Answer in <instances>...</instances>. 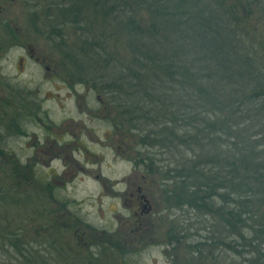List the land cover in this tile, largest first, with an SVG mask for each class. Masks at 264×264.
<instances>
[{"label":"trees","instance_id":"obj_1","mask_svg":"<svg viewBox=\"0 0 264 264\" xmlns=\"http://www.w3.org/2000/svg\"><path fill=\"white\" fill-rule=\"evenodd\" d=\"M41 7L77 78L84 81L74 66L85 58L103 70L94 89L128 114L138 147L172 155L166 168L143 159L163 175L172 206L213 216L217 246L233 250L230 241L239 240L254 256L247 264H264V34H257L264 0H41ZM68 28L77 30L78 50L69 48ZM5 158L15 178L26 170ZM0 242V254L10 255L0 264H47L22 233H0Z\"/></svg>","mask_w":264,"mask_h":264},{"label":"rangeland","instance_id":"obj_2","mask_svg":"<svg viewBox=\"0 0 264 264\" xmlns=\"http://www.w3.org/2000/svg\"><path fill=\"white\" fill-rule=\"evenodd\" d=\"M26 1H8L11 15L19 19L16 26H21L28 54L33 53L31 57L28 55L29 65L21 81L25 80L32 91L38 87V101L56 130L63 127L64 132L79 135V141L91 147L81 151L66 149L64 152L41 153L43 157L50 156L42 161L35 160V154L29 149L24 150L23 144L30 141L28 137L8 139L5 142V147H8L6 152L10 150L21 163L30 157L32 161L26 174L19 173L15 178L11 174V163L5 157H0V233H22L24 239L29 243L31 240L30 245L44 255L47 264H114L111 254H107L104 238L115 234L135 239L130 242L133 249H143L142 243L148 242L144 251L136 252V256L129 258L132 264H170L174 256L179 257V264H242L244 261L247 264L248 260H253L254 256L247 253V248H241L239 240H234L237 245L230 241L233 250L215 244V239H222V235L217 233L221 226L216 218L195 213L190 208L172 206L174 202L166 197L167 187L162 174L155 171L154 175H148L134 168L130 160L137 152L140 158L147 157L146 154L153 156L154 165L158 168H166L168 163H172L173 157L170 152L158 147L139 148V137L135 131L130 134L123 126L122 134L119 135L113 131L110 123L107 125L100 118L109 114L99 109L102 105L96 100V95L100 94L105 105L110 96L104 89L98 88L96 92L83 94L84 84L88 81L86 77L93 79L86 83L93 87L103 85L102 80H105L102 78V69L98 66L88 67L91 62L87 58L84 59L87 63L81 61L82 64L74 66L85 70L79 72L84 74L80 75L85 77L84 81H80L84 84L75 87L84 96L73 95L68 84L74 82L78 73L63 58L57 46L59 40L51 41L54 20L40 18V11L43 10L41 0H37L36 9L32 7L35 3L30 0L27 5ZM33 12L38 15V19L32 18ZM32 19L36 21H30ZM21 24L26 29L25 37ZM257 25L261 31L257 32L258 36L263 35L262 23ZM66 33L69 48L77 49V30L68 28ZM36 56L45 58L52 73L55 68H60L64 83L53 80L44 70L43 64L36 66L33 61ZM16 57L18 53L14 52L13 60ZM89 109L94 111L89 112ZM98 113L99 116L95 117ZM62 123H67V126ZM35 131L40 138L44 136L39 128H35ZM185 155L190 156L188 151ZM178 158L181 160L182 156ZM147 166H150L148 160ZM48 172L50 174L47 176ZM64 172L68 177L66 181L59 177ZM139 194H146L152 205V210L146 214H139L141 209L136 203ZM172 228L185 230L190 238L184 244L193 246L188 249L183 244L178 249H172L171 244H166L165 233ZM244 232L246 236L250 234ZM197 243L201 246L194 245ZM165 250L167 253H164ZM8 251L14 259L16 254L13 248ZM7 255L1 253L0 260L8 261L10 255ZM118 255L115 261L120 259Z\"/></svg>","mask_w":264,"mask_h":264},{"label":"flooded vegetation","instance_id":"obj_3","mask_svg":"<svg viewBox=\"0 0 264 264\" xmlns=\"http://www.w3.org/2000/svg\"><path fill=\"white\" fill-rule=\"evenodd\" d=\"M8 1L9 0H0V142H2V147H0V150H2V155H0V157H17L13 153H11L10 150L9 152H6L8 151V147H5V142L8 139H25V137H28V140L30 141L23 144L24 150L29 149L31 153L35 154V160L45 161L50 157H43L41 153L47 154L52 152H64L63 150L66 149L67 151H81L89 149V147H91L90 145L87 146L88 144H83V142L79 141V135L77 136L75 134H72V132L69 133V131L66 133L64 132L63 127H61L59 131L56 130L54 124H52L51 120L44 113V109L40 101H38L39 99L37 98V96L38 93H40L39 90H37L38 87L35 89V91H32L28 87V83L25 82V80L21 81L22 76L25 73L24 71L28 68L29 65L28 55L31 57L33 53L28 54L29 51L27 50L26 43H24L23 40V34L21 33L20 29L21 26H16V21L18 18L16 19L15 16L11 15V8L8 7ZM29 2L30 0L26 1V4L28 5ZM34 6L35 5H33L32 7L35 8ZM30 21L36 20L32 19ZM21 25L25 37L26 29H24L23 24ZM14 52L18 53V57H16L15 60H13ZM33 59L36 66L39 67L42 64L44 65V70L47 71V74L53 80L61 84L64 83L63 71L60 70V68H55L54 73H52L50 67L46 64V60L44 57L36 56ZM80 81L81 80L76 77L74 82H69L68 86L71 91L74 92L73 95L83 97L89 92H96L94 87L89 84H84ZM79 84H84L86 86L84 88V95H81L78 91L75 90L76 85ZM96 100H98L102 105V107L99 109L101 111H108L109 114L103 115L100 118L106 121L107 125L110 123V127L114 132L121 135V129L124 126L125 131H129L130 134L133 133L131 120L129 119L128 114H126V112H123V110H121L120 108L116 109L111 98H109L106 105L100 94L96 95ZM90 110L91 109H89L88 111H94ZM121 111L124 114L123 116L120 114ZM89 116L94 117L95 115ZM97 116H99V113L96 114L95 117ZM62 124L63 126L65 124L67 126V123ZM35 128H39V130L43 132L44 136L42 138L39 137V135L35 131ZM61 130L63 132H61ZM53 131L55 132V134L53 133ZM53 136L55 139H53ZM67 136L69 137L68 139H66ZM108 136H106L107 139ZM137 155L135 157H132V159L130 160L132 161V163H134V168L141 170L148 175H154V173L151 172V168L147 166V161L143 160L144 158H140V154L138 152ZM139 160H143V163H140ZM31 161L32 157L27 158L26 162L24 163H21L19 158H16L17 166H26V170L24 168L21 169V172L23 174H26V171L30 169ZM49 174L50 173L48 172L46 175L48 176ZM59 177H61L63 181H66L68 178L65 172L62 175H59ZM136 203H138L141 209V212L139 214H146L147 212H150L152 210V205H150V201L146 194H139ZM165 234L167 240L166 244H171L173 246L172 249L180 248V246H182L184 242L188 241L190 238V235L187 234L185 230L181 231L180 229L176 230L174 228L169 229ZM104 239H106L105 248L108 252L107 254H111L114 264H132L133 262H131V259L129 258L132 256H136V252L144 251V247L148 244V242L144 244L142 243L143 249H133L130 246V242H134L135 239H130L128 238V236L115 234L107 235ZM197 244L194 245L197 246ZM184 246L189 249L193 245L184 244ZM164 253H167V250H165ZM118 254L120 255V259L115 261V256ZM178 259L179 257L174 256L173 259L171 258L172 263L170 264H179Z\"/></svg>","mask_w":264,"mask_h":264}]
</instances>
